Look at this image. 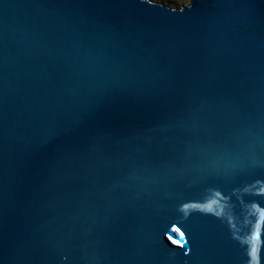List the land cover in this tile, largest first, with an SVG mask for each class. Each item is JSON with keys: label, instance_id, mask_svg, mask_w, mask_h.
Returning <instances> with one entry per match:
<instances>
[{"label": "water", "instance_id": "1", "mask_svg": "<svg viewBox=\"0 0 264 264\" xmlns=\"http://www.w3.org/2000/svg\"><path fill=\"white\" fill-rule=\"evenodd\" d=\"M0 264H264V0H0Z\"/></svg>", "mask_w": 264, "mask_h": 264}, {"label": "rangeland", "instance_id": "2", "mask_svg": "<svg viewBox=\"0 0 264 264\" xmlns=\"http://www.w3.org/2000/svg\"><path fill=\"white\" fill-rule=\"evenodd\" d=\"M164 1H168L170 3H173V4H177V5H182V4H186L188 5L189 4V0H164Z\"/></svg>", "mask_w": 264, "mask_h": 264}, {"label": "snow or ice", "instance_id": "3", "mask_svg": "<svg viewBox=\"0 0 264 264\" xmlns=\"http://www.w3.org/2000/svg\"><path fill=\"white\" fill-rule=\"evenodd\" d=\"M252 255H253V257H255V255H256V249H255V246H254L253 249H252Z\"/></svg>", "mask_w": 264, "mask_h": 264}, {"label": "bare ground", "instance_id": "4", "mask_svg": "<svg viewBox=\"0 0 264 264\" xmlns=\"http://www.w3.org/2000/svg\"><path fill=\"white\" fill-rule=\"evenodd\" d=\"M155 1H158V2H161L162 0H155ZM173 4V3H172ZM166 6H169V4L167 5V4H165ZM175 4H173V6H174Z\"/></svg>", "mask_w": 264, "mask_h": 264}]
</instances>
